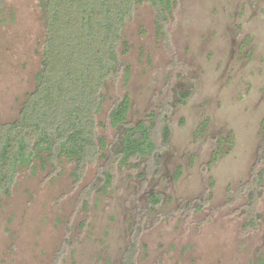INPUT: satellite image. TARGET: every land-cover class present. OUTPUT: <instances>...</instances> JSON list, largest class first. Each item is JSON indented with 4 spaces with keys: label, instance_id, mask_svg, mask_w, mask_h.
Returning <instances> with one entry per match:
<instances>
[{
    "label": "rangeland",
    "instance_id": "obj_1",
    "mask_svg": "<svg viewBox=\"0 0 264 264\" xmlns=\"http://www.w3.org/2000/svg\"><path fill=\"white\" fill-rule=\"evenodd\" d=\"M156 21L147 1L125 21L120 67L96 116L108 147L80 178L65 156L18 168L0 197V264L264 258V0H176L162 31ZM43 38L38 0H2V123L18 116L34 89ZM181 92L189 93L183 103ZM125 95L126 121L150 125L157 150L120 165L121 130L108 114ZM104 171L112 176L105 187Z\"/></svg>",
    "mask_w": 264,
    "mask_h": 264
},
{
    "label": "trees",
    "instance_id": "obj_2",
    "mask_svg": "<svg viewBox=\"0 0 264 264\" xmlns=\"http://www.w3.org/2000/svg\"><path fill=\"white\" fill-rule=\"evenodd\" d=\"M141 1L154 7L157 29L162 31L176 0H38L44 25L40 68L18 116L8 123L0 121V197L10 193L18 168L35 157L51 163L60 156L73 159V174L79 179L87 162L107 149L104 137L96 134V116L105 83L120 67L118 47L125 21ZM128 70L124 68L125 80ZM188 95L179 94L181 103ZM129 107L125 95L108 114V124L121 130L114 147L120 165L157 150L150 125L126 121ZM161 134L166 143L168 124L162 125ZM102 174L105 187L112 176L108 171ZM151 201L157 204L159 199L152 196ZM257 264H264V258Z\"/></svg>",
    "mask_w": 264,
    "mask_h": 264
}]
</instances>
